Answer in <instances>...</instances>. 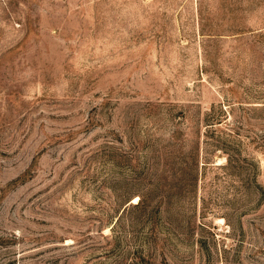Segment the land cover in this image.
<instances>
[{
	"label": "rangeland",
	"instance_id": "1",
	"mask_svg": "<svg viewBox=\"0 0 264 264\" xmlns=\"http://www.w3.org/2000/svg\"><path fill=\"white\" fill-rule=\"evenodd\" d=\"M0 264H264V0H0Z\"/></svg>",
	"mask_w": 264,
	"mask_h": 264
},
{
	"label": "bare ground",
	"instance_id": "2",
	"mask_svg": "<svg viewBox=\"0 0 264 264\" xmlns=\"http://www.w3.org/2000/svg\"><path fill=\"white\" fill-rule=\"evenodd\" d=\"M138 201V198L137 197H135V198H133V201H132V203H136Z\"/></svg>",
	"mask_w": 264,
	"mask_h": 264
}]
</instances>
